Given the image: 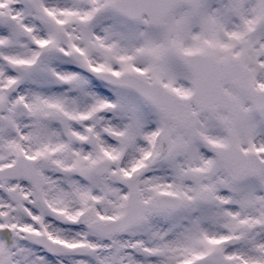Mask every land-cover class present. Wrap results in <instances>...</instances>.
Here are the masks:
<instances>
[{"label":"snow or ice","instance_id":"6c2138e0","mask_svg":"<svg viewBox=\"0 0 264 264\" xmlns=\"http://www.w3.org/2000/svg\"><path fill=\"white\" fill-rule=\"evenodd\" d=\"M0 264H264V0H0Z\"/></svg>","mask_w":264,"mask_h":264}]
</instances>
